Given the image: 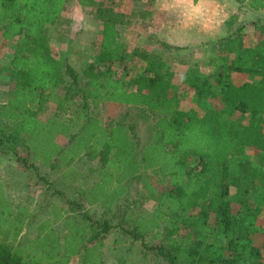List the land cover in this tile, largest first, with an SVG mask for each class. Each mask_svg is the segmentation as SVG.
<instances>
[{
	"label": "trees",
	"instance_id": "16d2710c",
	"mask_svg": "<svg viewBox=\"0 0 264 264\" xmlns=\"http://www.w3.org/2000/svg\"><path fill=\"white\" fill-rule=\"evenodd\" d=\"M233 1L239 9H264V0ZM65 2L0 0L1 37L8 41L16 38L24 49L23 54H14L9 61L7 69L13 74L14 89L6 103L0 105V116L10 120V139L15 143L22 140L24 149L33 151L32 161L41 160L53 170L67 167L81 153L98 157L100 179L83 192L82 198L88 205L100 203L105 214L125 194V181L135 177L141 168L156 173L161 181L167 179V184L157 189L142 180L154 208L150 215L137 216L128 228L119 223L113 226L107 219H91L81 202L69 201V207L53 210L54 217L64 220L62 243L51 221L45 220L39 225V233L23 245L18 237L25 208L12 204L0 181V264H69L73 257H78L80 264H103V239L116 227L119 234L115 243L139 241L166 264H260L257 260L263 255L252 244L251 236L261 233L264 249V226L255 223L253 212L238 221L233 203L245 214L251 205L256 213L264 205L255 168L242 155L247 148L264 152V36L242 49L244 37L238 27L215 42L217 50L223 52L216 75L185 74L181 78L197 98L218 97L227 114L235 110L249 112L247 122L238 124L221 118L213 107L201 114L192 107L181 109L178 98L169 96L174 73L162 54L139 47L127 53L118 30L120 15L111 7L100 9L103 21L98 62L84 68L86 88L78 89L82 102L74 104L76 92L72 98L70 87L78 84V73L70 63L54 57L49 35V27L57 22ZM95 2L79 0L83 6H93ZM160 43L172 47L163 39ZM233 53L232 58H226ZM128 58L145 63L142 73L133 78L132 89L127 88L122 76L102 66ZM233 72L258 78L236 83ZM65 74L71 83L63 87L56 107L64 115H54L44 122L38 112ZM106 102L142 108L151 115L159 113L154 119L152 139L141 149V168L136 160L138 142L132 126L122 119L106 122L91 114L90 110ZM33 103L37 104L35 109L31 108ZM67 115L73 120H66ZM72 127L79 129L69 133ZM59 133L68 137L66 145L55 141ZM44 134H48L47 139ZM190 158L196 160L193 167L187 165ZM66 172L74 181V170L68 168ZM208 225L216 228L213 236L203 231ZM149 235L159 238V242L149 245Z\"/></svg>",
	"mask_w": 264,
	"mask_h": 264
},
{
	"label": "rangeland",
	"instance_id": "374dc122",
	"mask_svg": "<svg viewBox=\"0 0 264 264\" xmlns=\"http://www.w3.org/2000/svg\"><path fill=\"white\" fill-rule=\"evenodd\" d=\"M162 1L164 3L172 2L175 5L177 3L178 5L193 4V0ZM154 2L155 0H96L93 6H83L79 3V0H66L57 22L49 27V35L54 57L70 63L78 73V84L70 87L72 98L74 91L76 92L72 100L74 104H81L82 102L81 93L78 89L80 88L82 91L86 88V79L83 74L84 68L90 63L98 62L103 21V11L99 12L98 10L111 7L112 10L120 15L118 21L120 20L121 22L118 25V30L122 37L124 50L127 53L132 51L134 47H139L162 54V59L166 61L168 67L174 73L173 87L169 96L178 98L181 109L192 107L201 114L209 107H213L217 109L221 118L230 119L238 124H245L250 117L249 112L242 113L235 110L232 115H229L218 97L197 98L189 86L182 84L181 78L185 74L216 75L218 68L215 65H208L207 61L209 57H214L217 63H222L220 56L223 52L218 51L216 44L211 45V43L207 45L201 43L190 47L185 46L181 47L180 50L172 44H170L172 47H163L160 43L161 39H164L161 33L172 34L171 30L168 29V24L171 21L164 19L165 17H162L163 19L157 18V15L151 11V6ZM197 2L199 0H194V3ZM206 3H211V0L206 1ZM215 3L218 4L217 8L219 5L223 6V0L216 1ZM233 5L236 7V4ZM227 10L230 11L231 7L227 6ZM239 10V18L242 23L239 27H241V34L244 37L241 48L244 49L249 48L264 36V22L261 24L259 22L261 17L259 18L256 14H252L246 7ZM23 53L24 49L18 45L16 38L10 41L3 39L0 29V105L6 103L14 89L13 74L7 69L9 61L14 54ZM196 53L199 56L196 68L191 70H187L188 67L180 68V70L177 69L176 61H181L183 62L182 64L186 65L190 61L189 59H193L191 55ZM234 55L235 53L227 54L226 58L230 59ZM144 65V61H141L139 58H128L121 62L114 61L102 64L103 68L107 69L109 73L122 76L128 89L134 87L133 78L142 73ZM257 78L254 75L232 73V79L236 83L244 80L251 81ZM70 83L69 76L65 74L63 82L55 85L49 101L41 108L39 117L42 120H46L54 115H61L63 117L64 114H60L57 111V99L60 95H63V87ZM70 108L71 106H69ZM90 111L93 116L101 117L106 122L122 119L127 126L131 125L138 142V159L141 157L142 147L152 139V135L156 129L154 119L159 115V113L151 115L146 110L134 106H118L112 102L103 103L98 108ZM64 118L68 121L73 120V117L68 115L64 116ZM10 128V120L6 116H0V180L5 185L6 196L11 202L17 205L23 204L30 211V217L25 219L24 231L20 237V242L24 243L36 234L38 225L47 215L51 214V210L55 206L56 208L61 206L69 207L68 202L72 199H74L73 201L78 200L79 197L76 192V186L63 184L56 174L48 172L42 165L39 167L41 168L39 171L43 174L45 173L46 176L43 175L42 177L46 179V183L43 179L38 178V176L35 177L36 175L33 172L34 167H31L33 164L29 161V157L26 156L27 151L21 144L23 141L19 140L18 143L12 141L9 136L11 132ZM78 129V127H72L69 133H75ZM43 138L47 139L48 134L47 136L44 134ZM57 141L61 144H66L68 137L58 134ZM242 155L244 159L250 161L254 166L257 175L256 183L260 191L264 193V152L259 149L247 148L243 150ZM82 158L77 163V166L80 168L86 164L85 160H87L86 157ZM89 163L91 162L89 161ZM195 164L196 160L194 158H190L187 162L189 167H193ZM138 177L139 179H133L131 182H128L127 195L121 198L108 214L107 219L112 223L111 225L117 226L119 223L118 225L128 228L138 215H150L155 203L147 197V191L142 180L149 181L157 189H161L167 184V179L163 181L159 180L160 176L151 170H141ZM232 192L233 189H231ZM250 208V212L245 214L244 210L233 203V213L236 215L238 221L241 222L243 217L255 213V223L258 226H264V205L258 213L255 212L252 205ZM83 210L92 217L100 218L102 215V209L99 206L83 207ZM53 227L58 237L61 238L63 235L62 220H56ZM203 231L207 234L211 233V236H213L216 228L215 226L208 225L204 227ZM118 234L119 228L105 237L102 257L103 264H166L160 257L146 251L139 241L127 239L121 243H115V238ZM251 241L252 244L260 248L261 255H263L257 261H260V264H264L263 235L255 232L251 236ZM146 242L149 245L155 244L159 242V238L153 239L149 235ZM70 264H80L79 258L73 257ZM248 264H253V261H249Z\"/></svg>",
	"mask_w": 264,
	"mask_h": 264
},
{
	"label": "crops",
	"instance_id": "0c3cea01",
	"mask_svg": "<svg viewBox=\"0 0 264 264\" xmlns=\"http://www.w3.org/2000/svg\"><path fill=\"white\" fill-rule=\"evenodd\" d=\"M206 1H209V0H199V2H197V3H194V0H193L192 1L193 4L187 3V4H179L178 5V3H177L175 5L172 2H168V1H167L168 3H166V2L164 3L162 0H155L154 4L151 6V11H153V13H155L157 15V18L163 19L162 17H165L164 19L171 21L168 24L169 25L168 29L171 30L172 34L169 35L168 33L162 32L163 34L161 33V36L164 38L163 40H165L169 44L175 45V47L179 50L181 49V47H185V46L190 47V46H193V45L195 46V45H198L201 43H203L204 45L211 43V45H213V44H215V42L219 38L225 37V36L229 35L230 33L234 32L242 24L241 19L239 18L240 17L239 16V14H240L239 13V11H240L239 6L233 0H230V1L229 0H223V6L219 5L218 8H217L218 4L215 2L219 1V0H211V3H206ZM233 4H236V7ZM227 6L231 7L230 11L227 10ZM247 10H249V12H251L252 14H256L259 18L261 17V19L259 21L261 24L264 22V9H260L257 11L256 10H250V9H247ZM232 15H236V17H234V19L231 20ZM169 17H172V18H169ZM238 19H239V21H238ZM216 21H217V23H216ZM263 25H264V23H263ZM254 44H252V45H254ZM191 56H193V59H189L190 61L186 65L182 64L183 62H181V61H176L177 69L180 70V68L188 67L187 70H191L193 68H196V64L198 61L197 58L199 56L197 53L193 54ZM222 56H223V53L220 56L221 61H223V59L221 58ZM207 64L208 65H215L217 68L219 65H221V63H217V61L214 59V57H211V58L209 57ZM233 73H237V72H233ZM197 75H200V74H197ZM206 76H209V75H206ZM48 101L49 100H47V102ZM113 104H115V103H113ZM116 105H118V106H120V105L129 106L126 104H116ZM33 106H31V108L35 109L37 107V104L33 103ZM41 110L42 109H40L38 112V117H39ZM47 120L48 119L42 120V121L45 122ZM57 135L55 136V141L58 144L63 146V145H66L68 143V142L66 144L59 143L57 141ZM27 152L28 153H26V156L29 157V161L33 164V165H31V167H34L33 172L36 175L35 177L38 176V178L43 179V181L46 183V179H44L42 177L43 175H45V173L43 174L39 171L41 169L39 167L42 165L43 168H46V170L48 172L56 174L57 177L60 178V181L63 184H67V185L69 184V185L74 186V187L76 186V188H77L76 192L78 193L79 198H78V200H75V201L81 202L84 205V207H93V206L98 207L99 206L102 209V215L100 218L89 216L86 213V215L88 217H90L91 219H100V220L107 219L109 216L108 214L110 213V211H112L113 207L116 206V204L119 202V200L121 198H123L125 195H127V193H128V186H127L128 182H131V180H133V179H139L138 176L141 173V171H140L136 174L135 177H130L129 179H127L125 181V186H126L125 194H123L112 205L111 209L108 210L107 213L105 214L106 209L100 203L88 205L85 203L84 199L82 198L83 192L86 191V189L91 187L93 184L96 183V181H98L100 179L101 163L99 162L98 157L90 158V156L88 154L81 153L80 156L77 157L75 160H73L69 165H67V167L57 168V170H53L49 166L43 164L41 162V160L32 161L33 151L27 150ZM137 155H138V151H137ZM137 155H136V160L139 163L140 168H141L142 167L141 166V157L138 159ZM82 157H86L87 160H85L86 164L84 163L85 165H83V167L80 168L79 166H77V163H78V161L83 159ZM89 161L91 163H89ZM68 168L73 169L75 172V175H74L75 180L74 181L69 180V176H68L69 173L66 172V171H68ZM140 170H142V168ZM0 181H2V180H0ZM3 186H4V190H5V185H3ZM5 193H6V190H5ZM73 200L74 199H72L71 201H73ZM12 204H13V202H12ZM13 205L24 206L23 208H25V212L22 214L23 229H22V231L18 237V242H20L21 234L24 231V221H25V219L30 217V211H28V208L23 204H18V205L13 204ZM54 208L56 210H61L62 206L58 207V208H56V206H55ZM54 208L51 210V214L47 215V217H45L43 219V221L50 220L51 226H52V228H54L53 224L55 223V221L58 219L62 220V230H63V235H64L65 229L63 226V221H64L63 217H54V214H53ZM64 212L65 211L63 210V212H61V213L65 214ZM72 213L78 214L79 212H72ZM110 224H112V223H110ZM39 225H38V229L36 230V234L32 238H34L39 233V227H40ZM117 228L118 227H116V229ZM114 230H115V228H114ZM55 234L57 235L56 231H55ZM63 235H62V237H63ZM62 237L60 238L61 243H62V240H61ZM28 240H30V239H28ZM28 240H26V242ZM104 240H105V238L103 239V241ZM26 242H24V243L20 242V243L25 245ZM102 251H103V249H102ZM71 261H72V258L70 259V262ZM70 262H69V264H70Z\"/></svg>",
	"mask_w": 264,
	"mask_h": 264
}]
</instances>
